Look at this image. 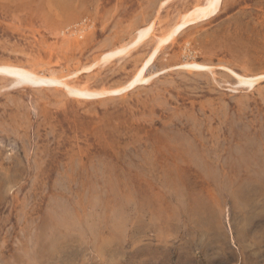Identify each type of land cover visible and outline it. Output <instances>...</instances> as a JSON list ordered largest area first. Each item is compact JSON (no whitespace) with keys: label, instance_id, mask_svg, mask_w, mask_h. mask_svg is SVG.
<instances>
[{"label":"rangeland","instance_id":"1","mask_svg":"<svg viewBox=\"0 0 264 264\" xmlns=\"http://www.w3.org/2000/svg\"><path fill=\"white\" fill-rule=\"evenodd\" d=\"M210 1L0 0V264H264V0Z\"/></svg>","mask_w":264,"mask_h":264},{"label":"bare ground","instance_id":"2","mask_svg":"<svg viewBox=\"0 0 264 264\" xmlns=\"http://www.w3.org/2000/svg\"><path fill=\"white\" fill-rule=\"evenodd\" d=\"M222 2H223V0H211L210 3L206 6L197 7V10L194 12V14H197L199 16V18H201V19H207V18L214 17L215 15H217V12L219 11ZM152 30H153V26H150L148 28L140 30L137 33V36L133 42H131L128 45H125V47H123V48H120V49L112 52L107 57L118 56L120 54L126 53V52L130 51L131 49L139 46L141 43H143L147 40V38L152 33ZM169 40H170V38L168 37L167 39H165L161 42L159 47L154 51L151 58L145 63L144 67L137 73L135 78H133V80L125 88L120 89V90H116V91L111 92V93H114L116 95H121L123 93L128 92L129 90H131L136 85L145 82V79L143 78L145 70L147 69V67H148L149 63L151 62V60L153 59V57L159 52V49L162 46H164L166 43H168ZM189 66L191 68L197 69L199 71H206V70L211 69V67H209L207 65H203V64L201 65V64H197V63H194V64L189 65ZM0 74H8V75H12V76L17 77L20 80H24V81H18L16 79H14L15 83L17 85H20L19 87H24L27 84H31V83L43 84V82L39 80V76L37 74H35L31 70H27V69L0 68ZM0 76H2V75H0ZM235 76L241 80V83L248 85V86H252V87L255 86L256 84H258L259 82H261L262 80H264V75H261V76H259V75H256V76L244 75L243 76V75H238L235 73ZM44 84L63 86L72 95L80 96V97H84V98H90V99L99 98V97L105 96L106 94H109L107 92H90V91H81L78 89H74V88L69 87L67 84H64V82H62L60 79L53 78V77L50 78Z\"/></svg>","mask_w":264,"mask_h":264}]
</instances>
